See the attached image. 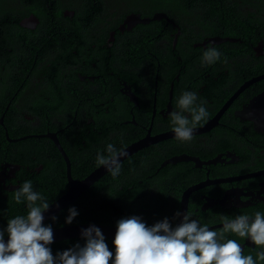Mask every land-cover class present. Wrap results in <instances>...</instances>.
Returning a JSON list of instances; mask_svg holds the SVG:
<instances>
[{
	"label": "flooded vegetation",
	"instance_id": "1",
	"mask_svg": "<svg viewBox=\"0 0 264 264\" xmlns=\"http://www.w3.org/2000/svg\"><path fill=\"white\" fill-rule=\"evenodd\" d=\"M70 1L62 2V6L64 19H67L71 28L74 12L68 8ZM248 1L252 4L258 2V0ZM229 3L231 5V2ZM252 4L243 5L240 2V5L234 6L236 9L232 23H236V27L245 23L243 19L247 17L244 14ZM187 8H190L191 13L189 17H184L186 22L174 21L163 11L149 15L140 11L141 7H136L125 0L112 11L114 16L107 20L110 24L100 25L101 28L107 27L105 44L102 46L99 41L102 36L99 33L102 31L98 34L93 33V36L81 37L76 45L78 48L80 41V50L74 49L73 34L47 36L51 46L57 41L56 39H61L59 40L62 42L59 46L62 47L61 52H58L60 50L56 52L65 55L64 57L69 56L75 62L67 66L68 68L59 66L53 78L50 70L54 68L52 64L55 62L54 58L42 60L43 55L40 52L30 51L35 55L34 57L18 60L14 68L7 70L0 60V100L6 103V110L10 105L24 107L35 103L54 102L63 106L77 105L84 108L83 113L76 112L71 118L81 121L86 119L83 125H77L76 136L80 138V128L85 129L84 137L79 141L85 146L84 148L90 150L86 153L88 160L90 158L95 160L98 148L111 142L109 139L115 136L129 140L121 150L143 138L164 137L163 140L142 149L143 152L142 150L138 152L142 154L147 152V156L152 158L153 154L164 157L161 163L163 172L160 171V176H162V191L170 192L168 198L170 203L164 201L169 215L173 216L177 210H180L181 196L191 188L193 190L188 197L186 212L191 213L192 218L199 219L202 224L207 223L210 229L220 231L223 226V216L252 215L256 211H264V129L237 116V113L249 102L241 104L240 94L217 121L211 123L224 104L246 82L244 80L240 85V36L225 35L227 31H234L220 24L228 20L227 16L222 20L218 18L212 20L206 16L197 17L196 12L191 9L195 8L192 5ZM218 8L220 11L217 12L228 10L223 5ZM237 8L244 9V13L240 14ZM156 14H164L166 19L150 20ZM26 19L28 18H23L19 23L23 26ZM39 24L40 21L36 18L34 24L24 27L28 30H36ZM186 28L189 32L193 30L195 32L193 34H197L196 37L189 36ZM66 45L71 49L64 51ZM259 45L260 42L257 53L262 50H259ZM211 47H216L223 56L221 60L209 64L203 59V55ZM11 52L12 50L8 49V54ZM100 53L105 56L103 60L98 57ZM88 56L91 58H87ZM184 57L188 58L187 62L183 60ZM198 58H201V61L199 59L197 63ZM36 66L39 70L37 74ZM195 86L197 89H193ZM254 88L255 86L250 87V93H254L252 97L257 92ZM5 89L7 92L1 93V90ZM192 89L198 93L199 98L207 102L209 115L196 125L193 140L183 143L173 136L171 113L183 111L177 103L178 97L182 91ZM11 91L13 94L9 97ZM4 94L7 95L6 98ZM51 111L49 109L46 113V120L49 119L48 115ZM87 113L88 117L85 115ZM69 114L61 113L51 120L58 122L60 119L62 123ZM184 114L189 115L187 112ZM1 118L0 126L4 127V115ZM30 118L33 122L28 130L34 132L41 127L40 118L35 116ZM248 127H251L257 136L262 135L258 136L254 147L249 149L248 161H244V157L237 149V151L226 149L211 156V153L217 149L215 147L219 138L228 135L240 137L244 135L242 131H250ZM4 130L8 141L12 140L5 127ZM45 134L55 133L36 131L35 135L31 136L42 137ZM79 144L74 146L79 149ZM257 150L259 155H255ZM56 151L60 155L57 149ZM78 151L80 153V150ZM64 152L68 157L65 150ZM53 153L55 151H48L46 155L53 158ZM176 157H183L186 160L175 164L168 163V160ZM60 158L64 162L61 155ZM68 160L70 163L69 157ZM1 165L0 181L5 184L7 179L16 177L15 172L20 167L8 161H1ZM41 169L42 165L36 167V171L40 172ZM169 173L173 177L172 180ZM18 182L16 185L11 183L9 190L20 187ZM50 183L51 180L36 181L34 185L37 188L45 185L47 190L50 185L46 184ZM181 183L184 185L179 189L178 185ZM159 192L161 190L155 186L150 194L152 197H162ZM175 201L179 202L178 208ZM224 236L242 244L243 255L251 254L256 259L259 246L233 233H225ZM108 246L112 248V245L108 244ZM258 264H264V261H258Z\"/></svg>",
	"mask_w": 264,
	"mask_h": 264
},
{
	"label": "trees",
	"instance_id": "2",
	"mask_svg": "<svg viewBox=\"0 0 264 264\" xmlns=\"http://www.w3.org/2000/svg\"><path fill=\"white\" fill-rule=\"evenodd\" d=\"M124 1L125 0H71L68 2V8L74 12V15L73 24L70 28L67 19H64L65 17L63 16L64 7L62 6V2L65 3L66 0H0V60L4 63V67L7 70L8 68H14L15 62L18 60H27L30 56L34 57L35 55L31 54L30 51H37L43 55L42 60L54 58L55 62H52L54 68L50 70V74L54 78L59 66L68 68L67 66L75 61L69 56L64 57L65 55L63 56L58 53L61 52L60 49L62 48L59 47L62 44V42L59 41L61 39H56L57 41L51 46V41L47 36H72L73 34L74 49L80 50V41L78 48H76V45L81 37L93 36V33L98 34L102 31L99 33L102 34L99 39L100 45L102 46L105 44L104 39L107 27L101 28L100 25L106 23L110 24L107 20L114 16L112 11L117 9ZM126 1L136 5V7H141L140 11L149 15L156 11H163L174 21L183 20L186 22L184 17H189L191 13L189 12L190 8H187L189 5L195 7L191 9L196 12L197 17L206 16L210 17L212 20L215 18L222 20L227 16L228 20L225 23L222 21L220 24L234 31L226 30L227 32L225 35L240 36V85L244 80L247 81V79L249 80L252 77L264 74V54L258 55L256 52L259 42L262 44V51L264 49V0H258L257 4H252L248 0ZM229 2H231L233 6H231ZM240 2L243 5H248V3H250L252 6L248 12L244 14L247 17L243 19L245 23H241V26L236 27V23H232V20L234 21L232 16L235 15V7H237L238 4L240 5ZM222 5L227 7L228 10L217 12L220 11L218 6ZM238 10L240 14L244 13V9L239 8ZM30 15H34L40 21L36 30L25 29V27L19 23L23 18L29 17ZM212 23L216 24L217 22L212 21ZM186 32L192 37H196L197 35L193 34L195 33L193 30L189 32L187 28ZM66 38L67 37H65V39ZM8 49L12 50L9 54ZM68 49L70 50L71 47L66 45L64 51H68ZM57 50L60 51L56 52ZM186 56L188 57V54H186ZM98 57L101 60L105 58L102 53H100ZM187 57L183 58L186 62L188 61ZM87 58H91V56ZM199 59L201 61V58H198L197 63ZM35 70L37 74L39 72L38 66L35 67ZM175 74L176 73H174V75ZM252 86H255L254 89L257 90V92H255L256 95L264 90V80L255 82L250 85V87ZM250 87H247L248 90L246 89L247 91L245 90L240 94L241 104L247 103L252 95H254V93H250ZM193 89H197L196 86ZM3 92H7V90H1V93ZM249 93L250 95H248ZM12 94L13 91L9 93V97L12 96ZM6 96L7 95L4 94V98H6ZM6 107V103L0 100V117L4 115V127L8 132L9 138L12 140L22 138L23 136L27 138L16 142H10L7 137H5L4 127L0 126V169L2 168L1 161L15 163L20 167V169L15 172L16 177L14 179H7L5 184L0 182V229L6 227L8 219L15 215H26L27 212V201L22 200L20 203L14 201L13 196L17 189L9 190L11 183L16 185L17 181H19L18 183L21 186L25 180H31L33 185L36 181L51 180L50 184H46L50 185V188L47 190L45 189V185H41L40 188L34 185V188L45 198L53 201L67 190V180L65 177L66 169L60 155L57 154L55 149L56 146L49 138L32 137L31 135H35L36 131L38 133L49 132L56 134L60 146L66 151L70 159V173L74 180H81L87 177L98 167L94 159L90 158V160H88L86 153L90 150L84 148L85 146H82V143L79 141L84 137L85 129L80 128V138L76 136V132L78 131L77 125H83L86 119H84V121L73 120L71 115L76 112L83 113L85 109L81 108V106H63L54 102L50 104L35 103L25 105L24 107L10 105L7 110ZM49 109L52 111L48 115L49 119L46 120V113ZM65 112L70 114L62 120V123H60V119L58 122L51 120L56 115L61 113L64 114ZM85 115L88 117V113ZM30 116L40 118L41 127L37 128L34 132L28 130L31 126V122H33ZM51 121H53V123ZM248 129L250 131H242L244 135H240V137H230V135H228L227 137L223 136L219 138L215 147L217 149L211 153V156H214L217 152H223L226 149H237L240 155L244 157V161H248L249 149L254 147L258 136H262H257L251 127H248ZM109 141L121 149V147L126 145L125 142L129 140L115 136L113 139H109ZM77 144H79V149L74 146ZM105 146L106 145L98 148V150H103ZM52 150L55 151L52 155L53 158L46 155V152ZM78 150H80V153ZM143 151L144 150L141 152ZM141 152L120 162L121 174L119 177L113 178L110 173L107 172L86 189L79 198L58 212L55 215L57 217L55 221L50 218L45 224H51L53 229L76 224L115 226L119 219L132 215L140 216L147 225H152L162 220L164 217H168L171 220L173 216L169 215L165 205V202L170 203L168 201L170 192L165 190L162 191L161 187L162 176H160V171L163 172L161 163L164 157L160 154H153L152 158L147 156V152L143 154ZM257 152L258 150L255 155H259ZM39 165H42L40 172L36 171V167ZM169 176L172 180V175L170 174ZM181 185L184 184H179V189L182 188ZM155 186L159 187L161 190L159 194L162 197L151 196V190L154 189ZM176 205V208H178L179 202H177ZM73 206L77 209L78 215L71 224H65L64 220L68 214L67 210ZM106 242L112 245L110 240L106 239ZM76 243L82 245L83 240L81 238L62 240L51 244L50 247L53 255H55L57 252L67 250Z\"/></svg>",
	"mask_w": 264,
	"mask_h": 264
},
{
	"label": "clouds",
	"instance_id": "3",
	"mask_svg": "<svg viewBox=\"0 0 264 264\" xmlns=\"http://www.w3.org/2000/svg\"><path fill=\"white\" fill-rule=\"evenodd\" d=\"M222 56L221 51L211 47L204 52L203 59L211 64ZM177 103L183 111L171 113L172 131L177 140L189 143L196 125L209 115L207 102L196 91L184 90ZM124 155L109 142L97 151L95 162L117 178ZM13 199L16 203L27 201V212L8 219L6 227L0 229V264H109L110 260L111 264H258L264 261V211L223 216L220 231L210 229L207 223L202 224L191 213L180 210L171 220L164 217L152 225L132 215L116 222L111 249L102 231L90 225L81 231L82 245L76 243L53 255L50 247L54 240L53 228L43 221L44 213L54 201L37 191L31 180H25L17 188ZM67 213L64 223L71 224L78 215L77 209L70 207ZM51 219L55 221L57 217L54 215ZM176 220L179 222L175 223ZM225 233H233L259 246L256 259L251 254L243 255V245L235 239H226Z\"/></svg>",
	"mask_w": 264,
	"mask_h": 264
},
{
	"label": "water",
	"instance_id": "4",
	"mask_svg": "<svg viewBox=\"0 0 264 264\" xmlns=\"http://www.w3.org/2000/svg\"><path fill=\"white\" fill-rule=\"evenodd\" d=\"M165 18L166 15L164 14H156L152 19L150 20H159ZM36 21V17L30 16L28 19L24 20L23 26H30L34 24ZM144 22V21H142ZM147 22V20L145 21ZM231 41V40H229ZM259 50H261V43L259 45ZM257 51V48H256ZM260 53V54H259ZM258 55L264 54V51H260L257 53ZM261 80H264V74L256 76L251 78L250 80H247L245 83H243L240 86V89L235 92V94L224 104L222 109L219 111L218 114L211 120V123H215L217 119L221 116V114L224 112L225 109L236 99V97L241 94L247 87L252 85L255 82H259ZM171 96V92H170ZM237 116L244 121H249L252 122L253 124L258 125L260 128L264 129V90L254 97H252L249 102L240 110V112L237 113ZM2 124V118L0 119V125ZM175 137V134H173ZM42 137L49 138L52 140L54 145L56 146V149L60 153L61 157L64 160L65 164V174H66V180H67V190L64 194H62L60 197H58L56 200H54L53 206L44 213V221L43 223L47 222L52 216L56 215L58 212L63 210L66 206L74 202L77 198L80 197V195L88 189L91 185H93L99 178H101L103 175H105L107 172L106 170L102 167L99 166L97 169L92 171L87 177L81 179V180H74L71 177L70 173V163L68 160V157L66 156L64 150L60 146L55 134H45ZM8 138V137H7ZM24 138H19L15 140H9L10 142H16L19 140H23ZM164 137H158L155 139H148V138H143L128 147L122 149L126 155H124L121 159L120 162L125 160L126 158L130 157L131 155L135 154L136 152L152 145L155 144L156 142L163 140ZM183 160H186L183 157H176V158H171L168 160V163L170 164H175L177 162H181ZM163 165V164H162ZM2 182V181H0ZM193 189L189 188L186 190L182 196H181V201H180V211L181 212H186L187 211V204H188V197L191 194ZM58 205V207H56ZM179 220L176 221L178 223ZM90 225H95L98 227L103 235L105 236L106 239L112 241L114 238L115 234V226H108V225H102V224H76V225H66V226H61L53 229L54 233V240L53 243H56L58 241L62 240H67V239H75V238H81V231L88 228ZM5 240H7V236L5 237ZM52 243V244H53Z\"/></svg>",
	"mask_w": 264,
	"mask_h": 264
},
{
	"label": "rangeland",
	"instance_id": "5",
	"mask_svg": "<svg viewBox=\"0 0 264 264\" xmlns=\"http://www.w3.org/2000/svg\"><path fill=\"white\" fill-rule=\"evenodd\" d=\"M27 18H29V17H27Z\"/></svg>",
	"mask_w": 264,
	"mask_h": 264
}]
</instances>
